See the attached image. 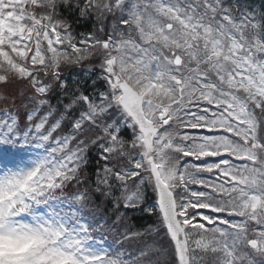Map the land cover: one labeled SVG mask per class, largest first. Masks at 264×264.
<instances>
[{
	"label": "snow or ice",
	"instance_id": "snow-or-ice-1",
	"mask_svg": "<svg viewBox=\"0 0 264 264\" xmlns=\"http://www.w3.org/2000/svg\"><path fill=\"white\" fill-rule=\"evenodd\" d=\"M90 59L85 94L62 72ZM0 105V264H264V11L0 0ZM96 198L109 231L153 242L98 236ZM136 209L156 217L143 232Z\"/></svg>",
	"mask_w": 264,
	"mask_h": 264
},
{
	"label": "trees",
	"instance_id": "trees-1",
	"mask_svg": "<svg viewBox=\"0 0 264 264\" xmlns=\"http://www.w3.org/2000/svg\"><path fill=\"white\" fill-rule=\"evenodd\" d=\"M239 3L242 5H247L248 10H255L257 13H260L264 11V0H238ZM67 15V13H65ZM75 15V14H74ZM94 21L88 20H79L73 23V32L76 34V38L79 39L81 33L87 34L89 32L94 31ZM99 61L96 59H90L88 61H85L82 65H76V66H70V67H64L62 75L68 80V84L70 88L76 87V82L78 81L80 84V87L82 90H85V94H91L93 91L91 79L84 78L85 71H88L90 67L94 68V71H99L98 68ZM94 76H96V73H94ZM77 77V78H76ZM99 90H103V82L98 81L95 86ZM53 104L56 103V100L53 99ZM0 107H3V105H0ZM124 135H127V133H122ZM103 164V161H98L97 154L95 149L90 150L89 153V167L85 175H88L92 177V180L94 181V172L96 168L101 167ZM75 189H70V191H74ZM151 197V194H149ZM153 203V200L149 198L143 207H147ZM99 205L100 207L97 208L96 206ZM104 205L101 203L99 198L95 199V203L92 205H89L88 208L85 209V214H89V212H95L99 221V225H103V227H100V231L97 233V235H103L107 237L108 242H114L117 239L122 240V243L119 245H116L117 248L121 249H127L130 253L133 255L137 254L138 251L145 247L146 245H149L153 242L155 239L154 236H142L140 238H137L135 240L131 241H123L122 236L119 231H109V226L111 224V215L109 212L104 210ZM110 208V205L108 206ZM128 224L130 225V231H141L143 232L150 224H153L156 220L155 215L149 216L146 212L141 211L139 209L136 210H129L128 211ZM107 219L109 221L108 224L104 223V220ZM151 258L155 259L156 254H151Z\"/></svg>",
	"mask_w": 264,
	"mask_h": 264
},
{
	"label": "rangeland",
	"instance_id": "rangeland-1",
	"mask_svg": "<svg viewBox=\"0 0 264 264\" xmlns=\"http://www.w3.org/2000/svg\"><path fill=\"white\" fill-rule=\"evenodd\" d=\"M77 78V77H76Z\"/></svg>",
	"mask_w": 264,
	"mask_h": 264
}]
</instances>
